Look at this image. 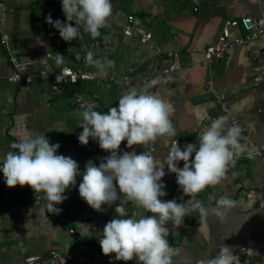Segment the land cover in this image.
I'll use <instances>...</instances> for the list:
<instances>
[{
    "label": "crops",
    "instance_id": "crops-1",
    "mask_svg": "<svg viewBox=\"0 0 264 264\" xmlns=\"http://www.w3.org/2000/svg\"><path fill=\"white\" fill-rule=\"evenodd\" d=\"M112 15L100 36L93 39L84 33L65 41L59 31L46 22L67 23L62 11V0H0V28L10 35L9 50L21 62L19 71L31 76L30 82H11L12 66L8 51L0 45V164L9 145L21 137L44 135L52 144L59 143L58 155L73 158L81 175L70 186L67 197L58 204L65 221L51 216L46 203H36V193L30 186L9 188L0 171V264H25L26 255H46L56 249L68 258L93 255L107 222L117 217L114 204H105L101 211L93 209L79 195L82 173L88 162L100 153L98 143L89 139L82 145L78 127L82 109L77 98L92 104L102 114L110 107H118L121 94L130 87L154 94L173 109L170 119L176 135L159 137L146 145L127 146L121 143L119 153L137 154L152 150L156 163L163 167L173 141L183 149L185 144L197 143L198 135L210 126L218 115L238 114L247 126L253 141L264 140V36L247 45H237L221 59L206 61V49L217 43L226 19L246 15L263 16L264 0H111ZM52 8V11H50ZM134 15L135 32L128 35L124 27ZM75 26L74 21L72 22ZM152 33L146 39V33ZM235 32V30H233ZM234 34V33H233ZM92 51L94 58L107 57L115 61L106 77L85 63L84 57ZM49 53V55H48ZM56 53L63 61L57 64ZM175 61L178 69L165 72ZM64 66L81 69L96 79H80L54 89V79L40 77L41 70L55 71ZM131 79L123 86L122 76ZM220 96L227 111L221 106ZM241 143L247 148L246 143ZM193 154V159H194ZM183 161L178 167H183ZM162 183L167 195L162 201L175 199L186 204L191 197L177 184L176 174L168 171ZM234 201V206L221 219L214 208L220 197ZM200 201L207 209L202 231L199 210L192 203ZM189 212L180 226L169 222L167 239L175 249L172 264H200L213 258L219 243L234 248V255L243 247L264 243V156L242 160L225 173L220 183L210 185L194 194ZM141 215L143 209L127 206ZM75 229V234L69 228ZM99 264H113L106 257ZM120 264H137L122 261ZM250 264H264V256H254Z\"/></svg>",
    "mask_w": 264,
    "mask_h": 264
},
{
    "label": "clouds",
    "instance_id": "clouds-1",
    "mask_svg": "<svg viewBox=\"0 0 264 264\" xmlns=\"http://www.w3.org/2000/svg\"><path fill=\"white\" fill-rule=\"evenodd\" d=\"M62 11L67 23L53 20L51 14L46 17V22L59 31L63 40L76 39L81 28L95 39L100 36V29L107 26L113 6L111 0H62ZM94 56L88 51L85 63L106 77L115 61ZM63 58L56 53L57 64ZM118 102V107H110L103 114L87 101L79 104L82 121L78 127L83 129L78 136L79 142L87 145L91 138L102 150L110 153L101 158L99 166L91 161L87 163L79 184V195L97 211H101L105 204L119 201L115 207L117 217L106 223L99 239L104 255L115 253V260L127 262L135 259L137 264H172L175 249L167 239L169 229L166 225L171 222L174 227L180 226L189 212L187 205L192 203L194 194L220 183L229 164H234L245 150L249 158H253L257 150L255 147L245 148L241 143L244 139L242 128L235 122L228 125L229 117L224 114L213 118L210 126L198 135V145L188 143L182 149L178 141H173L163 158V167L147 151L120 154L123 141L132 148L159 137L175 136L176 130L170 119L173 109L154 94L130 87L121 94ZM9 147L17 151H8L0 164L6 185L9 188L30 186L37 198L43 193L47 211L58 214L61 209L55 205L67 199L64 193L81 175L77 161L58 155L61 145L50 143L44 135L21 137ZM181 161L184 162L182 168L178 167ZM165 165L169 172L176 174V182L183 193L191 197L186 204L177 203L175 199H160L167 195L164 191L166 185L161 182L166 175ZM129 204L153 215H141L135 210L129 213ZM233 206L234 201L222 196L214 211L223 219ZM192 210H199L201 214L199 233L207 209L197 200L192 203ZM237 257L234 248L219 243L215 257L200 264H238Z\"/></svg>",
    "mask_w": 264,
    "mask_h": 264
},
{
    "label": "built area",
    "instance_id": "built-area-1",
    "mask_svg": "<svg viewBox=\"0 0 264 264\" xmlns=\"http://www.w3.org/2000/svg\"><path fill=\"white\" fill-rule=\"evenodd\" d=\"M50 11H52V8H50ZM134 21V15L129 16V22L124 27V31L126 34L131 35L135 32L132 23ZM235 30V32H233ZM234 33V34H233ZM261 36H264V15L263 16H252V15H246L241 18H233V19H226L222 33L217 41L216 44L209 46L205 51V59L206 61H213L216 59H221L224 57L226 53L233 47L237 45H247L256 39L260 38ZM146 39L152 38V33H146L144 36ZM9 41H10V35L7 31L0 28V45L5 47L8 51V58L10 61V64L12 66V73L8 77V79L11 82H30L31 76H25L19 71V67L21 65L20 60L18 57L13 55L9 50ZM179 65L178 62L175 61L172 65H170L167 69H165V72L168 71H175L178 69ZM49 75H51L54 79V89H58L60 87H63L69 83L77 82L80 79H89L94 78L96 81L101 82L103 77L95 76L92 73L86 72L81 69H73L68 66H64L60 70L55 71H47V70H41L40 71V77L41 78H47ZM109 79H114L115 77H106ZM131 79V76L128 73H125L122 76L123 86L127 85ZM218 99L220 100L221 106L224 108L225 111H227L226 103L223 101V99L218 95ZM80 98V97H78ZM77 98V105L83 101L81 99ZM232 123H237L242 128V139L246 145L247 148L255 147L257 150V154L254 155L255 157H261L264 156V140L260 143H257L253 141L250 137L249 130L246 125H244L238 114L231 113ZM246 148V149H247ZM152 154V150H145ZM144 152V151H142ZM140 152V153H142ZM110 153L106 152L101 149L98 157L92 161L97 166L101 163V158L108 156ZM249 158L247 155V151L245 150L239 157L235 159L234 164H229L227 171L234 168L236 165H238L242 160H249L253 159ZM117 192L119 193V188L117 185ZM35 201L36 203H46L47 201L44 199V194L40 193L35 195ZM55 207L58 208V204L55 205ZM51 216L55 219H58L60 221H65V218L61 214H54L51 213ZM69 232L75 234V229L70 227ZM237 260L238 264H250L251 259L254 256H264V243H260L259 245L253 246V247H243L241 251L237 254ZM106 257H109L112 260L113 264H120L122 261L115 260V253L111 255H104L101 249V246L94 247L93 248V255L91 257L87 255H80L76 258H68L65 255H63L60 251L56 249H52L49 251L46 255H40L31 253L25 256L24 262L25 264H99L101 261H103ZM235 264V262H234Z\"/></svg>",
    "mask_w": 264,
    "mask_h": 264
},
{
    "label": "rangeland",
    "instance_id": "rangeland-1",
    "mask_svg": "<svg viewBox=\"0 0 264 264\" xmlns=\"http://www.w3.org/2000/svg\"><path fill=\"white\" fill-rule=\"evenodd\" d=\"M97 157H98V156H97ZM97 157H96V158H97ZM96 158H95V159H96ZM95 159H94V160H95ZM94 160H93V161H94ZM91 162H92V161H91Z\"/></svg>",
    "mask_w": 264,
    "mask_h": 264
}]
</instances>
